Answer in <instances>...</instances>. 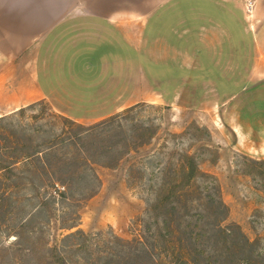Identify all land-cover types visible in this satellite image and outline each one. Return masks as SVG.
<instances>
[{
	"label": "rangeland",
	"instance_id": "374dc122",
	"mask_svg": "<svg viewBox=\"0 0 264 264\" xmlns=\"http://www.w3.org/2000/svg\"><path fill=\"white\" fill-rule=\"evenodd\" d=\"M246 5L244 0L242 6L250 20ZM186 6L187 2L180 7ZM225 12L215 18L223 22L238 41L243 21L241 14L237 10L225 9ZM195 20L198 24L199 19ZM245 24L247 27L248 22ZM154 26H159V23L152 20L148 32L151 35L155 31ZM178 28L180 32L183 29ZM248 39L244 33V46ZM154 51L155 43L151 39L147 47L149 61H155ZM170 56V50L164 48V64L170 65ZM136 67L137 64L132 63V102H139L103 120L77 121L94 127V135L84 139L85 146L80 144L75 151L68 149L69 157L77 156L76 164L63 167L60 161L50 157L53 164L58 163L50 168L56 172H77V178L85 176L86 172L96 174L98 180L94 182L91 196L83 199L82 191L86 189L89 192L91 183L83 180L79 187L75 185L69 189L71 199L58 196L57 204L50 205L53 215L45 206L43 213L39 211V215L32 217L34 208L40 205L42 209L41 201L45 200L38 194L39 186L33 187L26 180L25 175L34 173L35 169L28 170L27 165L19 164L18 167H25V171L19 169L16 175L0 170V194H3L0 196V264H59L57 257L60 255L66 257V264H85L83 257L87 252L77 251L74 244L63 246L64 237L78 229L89 234L113 231L124 240L144 233L158 234L159 229L155 225L151 232L147 230V225H153L156 219L152 206L167 196L168 193H164L172 178L190 168L192 159L199 176L182 191V200L173 196V201L179 206L177 213L172 214L166 208L160 210L157 216L162 225L160 231L168 230L164 227L165 219L173 223L177 237L195 224V233H201L195 246L204 252L202 264H208V256L212 257L211 264H232L235 259L245 258L250 264H264V158L237 151L234 137L228 129L224 130L229 135L225 144L218 129L208 124L212 113L185 108L174 111L166 102L141 101L138 91L134 94ZM159 82L170 97V80ZM180 103L183 106L185 101ZM14 114L16 112L0 116V119L6 117L0 120V159H4L3 163L12 156L31 153L37 149L36 143H49L59 136L70 138L79 129L68 125L66 131L64 123L69 121L61 115H68L56 110L51 101L36 102L33 107L12 117ZM55 150L48 154L62 155L64 152ZM32 163L45 166L34 159ZM38 171L40 176L45 173L42 168ZM20 174H24V179L17 176ZM74 190L77 191L76 198L70 196ZM189 191L191 193L188 194ZM212 197L226 204V218L217 214L211 205ZM77 213L80 215L77 226L63 228ZM178 222L182 225L177 226ZM221 226L231 230V237L226 238L218 230ZM247 238L254 245H246ZM49 246L59 247L56 257Z\"/></svg>",
	"mask_w": 264,
	"mask_h": 264
},
{
	"label": "crops",
	"instance_id": "0c3cea01",
	"mask_svg": "<svg viewBox=\"0 0 264 264\" xmlns=\"http://www.w3.org/2000/svg\"><path fill=\"white\" fill-rule=\"evenodd\" d=\"M243 1L0 0V116L43 100L75 121L111 117L139 102L136 63L141 101L212 113L225 144L228 129L237 151L264 158V0L250 20ZM225 9L241 14L238 41L216 19Z\"/></svg>",
	"mask_w": 264,
	"mask_h": 264
},
{
	"label": "trees",
	"instance_id": "16d2710c",
	"mask_svg": "<svg viewBox=\"0 0 264 264\" xmlns=\"http://www.w3.org/2000/svg\"><path fill=\"white\" fill-rule=\"evenodd\" d=\"M36 103L29 105L27 107L21 108L16 112V114L11 115L12 117L17 115L18 112L24 111L28 108H31ZM65 120H68L69 123H64L65 130L66 126L70 125L72 127L76 126L79 129L74 132L72 137L61 138L60 136L55 138V140L48 139L51 141L47 143H36L37 149H33V151L23 153L20 157L12 156L8 161H4V159H0V170L10 171L11 174L16 175V171L21 169V171H25V167H18L19 164L27 165L28 170L35 169V172L26 176V180H28L33 187H38V194L41 197L45 198V200L41 201V204L44 207L41 209V206L38 205L32 211V217H36L37 212L41 211L43 213L45 206L47 210H50L53 215V209L50 205L57 204V197L62 196L67 199H71L69 197V189L73 188V186L79 185V182L83 180H87L90 183V191L88 192L86 189L82 191L83 199L91 196L94 192V186L96 180H98V176L96 174L87 173L85 176L77 178V172L71 171V174H67L62 170H54L50 169L54 165H58V163L53 164V160L50 157H54L58 161L62 163L63 167L72 166L76 164L75 161L77 156L69 157V150H76L78 146L84 144V139L90 138L94 135V127H88L79 123L69 117H65L61 115ZM6 117H2L0 120ZM28 139L33 141L32 137H28ZM90 143V139L88 140ZM91 144V143H90ZM55 149H62L64 152L62 155L57 153H50L49 151H53ZM69 149V150H68ZM109 150H111L108 147ZM56 151V150H55ZM48 155V156H47ZM50 155V156H49ZM38 160L40 163L45 164L42 166L39 163H32V160ZM47 161V162H46ZM191 166L182 174H176L174 178L170 182L171 185L168 186L166 192L167 196L164 198H160L152 207L153 212L156 213V219L153 222V225L149 223L147 225L148 232H151L152 227L155 225L159 232L157 233H148L146 235L144 233L140 235V237H136L133 239L124 240L118 235H116L113 231H99L96 233H86L83 230H76L66 235L63 239L64 248L69 246L70 244H74L76 250L87 252L86 256H84L85 264H202V256L203 251L199 250L195 243L199 239L201 233H195V224H193L191 228L187 231L183 232V234L179 237L176 236V230L173 227V223L164 220V227L168 228L167 231H160L162 229V225L160 224V210L162 208H166L172 214H175L179 211V206L173 201V196L183 199L184 195L182 191H184L194 180L198 178V172L195 161L192 159ZM2 162V163H1ZM48 163V164H47ZM39 168H42L45 173L40 176L38 171ZM47 168V169H46ZM18 177H22L24 179V174L17 175ZM15 176H13L14 178ZM18 185V183H16ZM61 186L63 190L61 189ZM43 191V192H42ZM51 191V192H50ZM77 191H72L70 196L72 198H76L75 194ZM85 192V193H84ZM191 191L188 192V194ZM3 196V194H0ZM80 196V195H79ZM211 205L217 211L219 216H225L228 214V207L221 199H215L212 197ZM80 219V215L77 213L75 218L70 219L71 222L66 223L63 228L73 229L77 226ZM182 225L181 222L177 223V226ZM197 226V225H196ZM221 233L225 235L226 238L231 237V230L226 227H219L218 229ZM19 236V235H18ZM233 240V239H232ZM246 245H254L248 238L245 240ZM68 243V244H66ZM192 246V250L190 249ZM50 248V246H49ZM58 246L50 248L54 257L56 250H58ZM228 253V251H227ZM224 256V255H223ZM211 256H208V264H211ZM57 262L59 264H66V257L60 255L57 257ZM232 264H250L248 258L245 259H235V262Z\"/></svg>",
	"mask_w": 264,
	"mask_h": 264
},
{
	"label": "built area",
	"instance_id": "2783aa9c",
	"mask_svg": "<svg viewBox=\"0 0 264 264\" xmlns=\"http://www.w3.org/2000/svg\"><path fill=\"white\" fill-rule=\"evenodd\" d=\"M246 11L250 13L251 15L253 14L254 7H255V1L254 0H246Z\"/></svg>",
	"mask_w": 264,
	"mask_h": 264
}]
</instances>
